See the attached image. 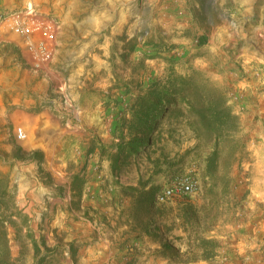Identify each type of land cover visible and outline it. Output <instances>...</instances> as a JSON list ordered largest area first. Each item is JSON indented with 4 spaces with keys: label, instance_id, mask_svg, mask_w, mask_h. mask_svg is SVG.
<instances>
[{
    "label": "rangeland",
    "instance_id": "374dc122",
    "mask_svg": "<svg viewBox=\"0 0 264 264\" xmlns=\"http://www.w3.org/2000/svg\"><path fill=\"white\" fill-rule=\"evenodd\" d=\"M100 1L0 0V13H37V7H46L44 15L60 26L53 59L31 80L33 85L48 83L47 93L61 97L64 108L58 120L43 133L44 142L20 123L7 125L0 135V167L9 174L15 203L28 216L33 233L26 237L28 226L22 217H14L22 227L18 239L9 226L15 263L80 264L81 242L60 223L85 218L109 228L113 220L133 223L164 242L162 256L182 264L202 259L222 264L226 236L236 231L227 225L242 219L247 203L242 195L251 190L252 147L256 140L264 143V0H128L112 9L128 13L126 28L117 35L104 23L108 19L101 20L107 12L100 15ZM85 29L95 33L83 35ZM202 35L208 40L201 45ZM195 70L227 91L240 116L235 136L219 144L217 170L207 171L214 141L179 160L196 143L185 124H173L175 140L149 143L137 155L120 153L133 132V111L150 83L159 79L169 84ZM85 119L102 125L80 126ZM18 127L26 131V139L15 136ZM168 127L166 120L154 126V133L167 137ZM162 146L183 169L150 178L149 155L156 157ZM119 155L118 170L113 171L112 158ZM31 169H36V182L30 188L24 185L28 190L20 201V184ZM141 175L145 189L155 185L152 205L146 190L130 192L120 186H140ZM180 180L193 183L191 194L158 200L166 186ZM185 201L199 212V222L187 232L179 217ZM140 260L136 257L133 264Z\"/></svg>",
    "mask_w": 264,
    "mask_h": 264
},
{
    "label": "crops",
    "instance_id": "0c3cea01",
    "mask_svg": "<svg viewBox=\"0 0 264 264\" xmlns=\"http://www.w3.org/2000/svg\"><path fill=\"white\" fill-rule=\"evenodd\" d=\"M33 3L34 0H32ZM105 3H109L110 6L104 8L102 4ZM118 3L126 4L128 0H101L98 3L100 15L107 12L105 17L100 19H108L104 23L108 25L111 35L121 33L127 24L126 10L112 12ZM36 10L40 16L48 17L44 15V11L48 10L46 7H37ZM102 29L99 27V32ZM59 30L60 26L55 38V52L60 35ZM91 32L95 33L91 29L81 31L83 35ZM45 67L46 65L43 69ZM37 71L39 70L34 69L30 63L21 36L4 28L0 33V135L7 131V125L20 123L26 127V131L35 133L39 142H44L43 133L50 131L53 121L58 120L59 113L64 108L63 100L60 96L47 93L48 83L41 81V83L32 84L31 80L36 75L33 73ZM75 86L77 88V85ZM101 125L100 121H88V119L80 124V126L94 127ZM15 136L17 137V133ZM252 148L254 157L249 162L254 169L250 183L251 190L247 195H242L243 202H247L243 206L242 219L237 225H227L236 231L226 236L225 245L222 248L224 257L222 264H264V143L256 140ZM31 170L32 173H27L26 183L22 182V187L20 184V201H23L28 188L36 182V169ZM241 180L244 181L242 178ZM25 184L29 187L26 188ZM82 219L84 220L63 219L60 223L62 227L71 231L73 239L81 242L77 252V256L81 259L80 264H126L128 262L133 264L136 257L141 260L134 264H182L175 258L162 256L164 242L147 234L146 230L143 231L141 227H136L133 223H118L113 220L110 223L112 227L109 228L102 222L98 223L96 219L94 221ZM116 223L118 226L115 225ZM107 232L111 234L110 237ZM129 236L131 239H127ZM186 264L211 263L202 259Z\"/></svg>",
    "mask_w": 264,
    "mask_h": 264
},
{
    "label": "trees",
    "instance_id": "16d2710c",
    "mask_svg": "<svg viewBox=\"0 0 264 264\" xmlns=\"http://www.w3.org/2000/svg\"><path fill=\"white\" fill-rule=\"evenodd\" d=\"M207 40V37L202 35L198 42L202 45ZM137 106L133 111V132L126 145L119 147L120 153L137 155L145 150L149 143L157 145L158 142L162 144L166 140H175L174 132L177 128L173 127V124H185L196 143L187 148L180 155L179 160L182 161L186 155L196 150L206 149V143L214 141V148L209 152L206 160L207 171L213 172L217 170L220 159L219 144L223 140L234 137L239 130L240 116L229 102L227 91L206 77L203 72L196 70L188 75L173 79L169 84H163V81L159 79L152 81L146 88L145 95L139 99ZM166 120L170 122L167 137L162 133H154V126H160ZM105 149L106 147L102 145V155ZM18 150L20 151L22 148L19 147ZM33 154L36 157L40 152L37 150ZM120 156L112 158L113 171L118 170L119 160L122 159ZM149 161L153 166L150 170V178L156 174H167L168 172L174 174L183 169L182 165L177 166V159L166 154L163 146L161 153L156 157L149 155ZM139 183L140 186H123L118 181L124 190L130 192L139 191L141 188L146 190L147 203L154 204L155 185L152 184L149 189H145L146 181H144L143 175H141ZM180 210L181 226L187 232L188 226H194L199 222V212L191 201H185ZM14 217L23 218V223L28 226L26 237L32 238L29 218L22 210L18 209L14 190L10 186V176L0 167V264H16L11 253L9 226L15 228L18 239L21 238L22 227ZM33 243L37 251L36 241Z\"/></svg>",
    "mask_w": 264,
    "mask_h": 264
},
{
    "label": "built area",
    "instance_id": "2783aa9c",
    "mask_svg": "<svg viewBox=\"0 0 264 264\" xmlns=\"http://www.w3.org/2000/svg\"><path fill=\"white\" fill-rule=\"evenodd\" d=\"M4 28L21 36L34 69H43L53 59L55 38L59 29L55 19L40 16L35 11L0 13V33ZM17 134L20 139H26L27 133L22 127H18ZM192 191L193 183L191 181L180 180L166 186L157 198L161 202H166L182 195L191 194Z\"/></svg>",
    "mask_w": 264,
    "mask_h": 264
}]
</instances>
